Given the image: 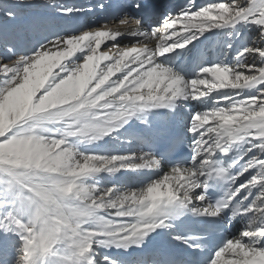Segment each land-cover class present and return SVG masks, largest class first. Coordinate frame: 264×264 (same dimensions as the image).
<instances>
[{"label": "snow or ice", "instance_id": "obj_1", "mask_svg": "<svg viewBox=\"0 0 264 264\" xmlns=\"http://www.w3.org/2000/svg\"><path fill=\"white\" fill-rule=\"evenodd\" d=\"M0 264H264V0H0Z\"/></svg>", "mask_w": 264, "mask_h": 264}, {"label": "bare ground", "instance_id": "obj_2", "mask_svg": "<svg viewBox=\"0 0 264 264\" xmlns=\"http://www.w3.org/2000/svg\"><path fill=\"white\" fill-rule=\"evenodd\" d=\"M64 2L67 3H76V4H84L87 2V0H64ZM196 2L199 4H203L202 0H196ZM207 2H209V0H207Z\"/></svg>", "mask_w": 264, "mask_h": 264}]
</instances>
